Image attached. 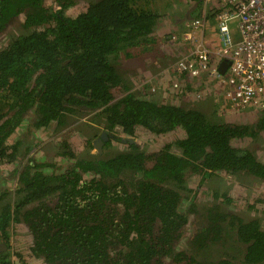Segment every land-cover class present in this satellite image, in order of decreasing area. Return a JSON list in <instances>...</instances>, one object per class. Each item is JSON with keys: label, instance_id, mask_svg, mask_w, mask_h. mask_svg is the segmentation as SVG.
I'll return each instance as SVG.
<instances>
[{"label": "trees", "instance_id": "16d2710c", "mask_svg": "<svg viewBox=\"0 0 264 264\" xmlns=\"http://www.w3.org/2000/svg\"><path fill=\"white\" fill-rule=\"evenodd\" d=\"M79 1L54 0L53 8L43 0H6L2 10L7 20L23 12V28L36 30L0 51V162L12 165L16 179L0 190V264H14L7 252L14 223L32 239L25 264H264L262 219L249 212L264 202V190L250 203L239 196L248 208L242 212L230 207L231 198L219 202L215 191L211 202L189 200L186 186L187 174L200 172L201 181L220 173L264 187V162L233 142L255 144L264 109L239 123L206 100L199 108L184 100L192 88L187 79L138 97L119 66L129 49L157 44L154 8L162 0H88L86 8L75 6ZM70 7L77 10L67 15ZM68 114L97 123L102 146L78 156L63 141L58 163L66 165L58 166L40 150L35 131L53 121L65 126ZM175 129L177 137L153 150L122 138ZM93 140L86 137V145ZM16 255L23 259L24 252Z\"/></svg>", "mask_w": 264, "mask_h": 264}, {"label": "rangeland", "instance_id": "374dc122", "mask_svg": "<svg viewBox=\"0 0 264 264\" xmlns=\"http://www.w3.org/2000/svg\"><path fill=\"white\" fill-rule=\"evenodd\" d=\"M201 1L203 7L205 1ZM207 1H210L212 4H214V6L211 7V9L213 8L214 11L217 10L215 7L218 8L221 2V0H215V2H212L211 0ZM193 2L194 0H162V6L158 5L156 6V8H154V10H156L159 14V23L154 30V32L158 35L157 44H152L144 49L140 46L133 47L132 49H129V52L132 56H124V69L121 71V75H123L124 72L126 73V75H138L141 72L143 74L139 78L141 83L139 84V86H137V92L139 96H156L160 93V89H166V87H170L171 85L173 86L174 82L182 83L185 79H187V81L192 85V88L186 91L187 99H189V97L191 96L192 101L198 103L197 106L201 105L202 100L200 99H208V95L211 96L213 90L218 92L217 86L219 84V81L214 79L212 76L203 74L200 77L196 78H190L187 75L181 77L176 68V61L177 59H179V54L182 57V53L184 52V50H182L183 41L180 40L182 44L178 43L176 40L172 41V37L180 35L182 29L187 23L186 20L189 14H191L189 16L191 19L199 16L198 14L200 13L201 9L200 11H195L196 13L194 15L193 13H190V11L192 10L191 7ZM74 11L75 10L73 9L67 12V14H72ZM205 11L208 12V10ZM208 23L205 27L207 29H204L203 31L204 37L206 35V31L207 34H209L210 30L208 29L213 26L212 24ZM231 28H234V26L232 25ZM176 49L179 50V53ZM121 55H123V53H121ZM212 61L214 62L215 59H213ZM169 84L171 85L169 86ZM220 90L222 91V88ZM170 95L171 94H169L167 97H169ZM198 96H200L201 98H198ZM226 109L230 113L225 116L226 118L228 117V119L230 118L236 120L239 123H247L256 119L261 112L260 110L264 108L253 110L240 109L234 111H229V108L227 107ZM88 117L89 116L86 115L72 117L71 119L73 122L71 120H68L69 124H65V126L59 129L56 128L53 123H51L50 128L37 129L35 131L36 135L39 136L41 142L40 150L46 151V153L50 154V162H54L55 165L58 166H60V164L66 165L64 161L58 163V161L63 159L60 155V152L62 151L61 143L63 141H66V143L70 145L71 150L78 156H93L97 154L99 145L95 142V140L98 137L96 136V134H98V131H100V126L97 123L90 121ZM74 118L77 119L74 121ZM178 132L179 129H175L169 131L168 133L166 132L156 136H153V134L147 135L148 132L134 133L133 136L125 135L122 138L126 140L129 139L132 142H137L143 150H153L156 149V147L161 146L165 142H170L171 140H173L175 137H177ZM86 137H93V139H95L91 143L92 147L86 145ZM249 139L251 138L240 140L236 139L233 142L235 146L250 147L251 150L256 154V156L264 162V130L254 139L255 144H250ZM111 148L115 150L114 146H112ZM173 151L177 152L179 151V149H174L173 147ZM36 157L37 161L43 159V155H37ZM69 163L70 162L67 160V165ZM11 167L12 165H4L0 162V190L6 186L13 187L16 184L15 177H11ZM200 176L201 175L198 173H188L186 176V184L191 189V194L196 193L194 195L200 198L199 200H202L204 202H211V197L213 194L212 192H218V190H226L227 193L234 196L235 198L237 196H245L248 199V201L245 203H250L251 201H253L254 197L264 192V187L261 186L258 181H252L247 176H241L238 179L233 175H225L224 177L213 175L211 178L203 181L200 180ZM225 181H227L228 183H226ZM198 184H200V186H198ZM259 190H262L263 192L257 193L259 192ZM189 200L191 199L189 198ZM222 202L224 204H228L226 201ZM186 203H188L187 200ZM229 205L236 210L240 209L242 212L248 211V208L245 207L246 205H243L242 202L238 200ZM185 206L186 205H184V207ZM254 207L256 208L249 212L255 215L257 214L259 217H261L262 226H264V210H262V208L264 207V202L259 204L258 206L254 205ZM242 214L245 215V213ZM185 231L186 233H188L193 230L189 228ZM8 235L9 242L7 243L9 246L7 248V252L11 254V259L13 260L14 264H22L23 259H19L16 253L21 254V256L22 252H24V254L27 253V248L30 243H32L30 233L26 226H22L21 223H14L9 227ZM38 264L43 263L39 262Z\"/></svg>", "mask_w": 264, "mask_h": 264}, {"label": "built area", "instance_id": "2783aa9c", "mask_svg": "<svg viewBox=\"0 0 264 264\" xmlns=\"http://www.w3.org/2000/svg\"><path fill=\"white\" fill-rule=\"evenodd\" d=\"M214 22L219 46L212 49L203 41L206 16L186 23L181 36L192 48L177 59L178 72L190 77L208 72L221 83L226 106L232 111L247 105L264 107V0H221ZM213 59L228 61L224 74L218 71L220 61L213 65Z\"/></svg>", "mask_w": 264, "mask_h": 264}, {"label": "flooded vegetation", "instance_id": "af4514ba", "mask_svg": "<svg viewBox=\"0 0 264 264\" xmlns=\"http://www.w3.org/2000/svg\"><path fill=\"white\" fill-rule=\"evenodd\" d=\"M10 1V0H9ZM43 3H44V6H46V7H53V8H55L56 6H55V2H54V0H43ZM7 6V3H6V0H0V51L1 50H3V49H5L6 47H8L10 44H11V42L12 41H14L16 38H17V36H19L20 34H25V33H31L33 30H36L35 28H30V29H24L23 28V22H24V20H25V14L23 13V12H19V13H17L15 16H13L10 20H7V18H4L3 16H2V13H4V12H2V10H3V8L4 7H6ZM75 6H80V7H84V8H86L87 6H88V0H83V1H79ZM73 9H76L75 7H70V8H68L66 11H65V13L67 14V12H69V11H71V10H73ZM77 10V9H76ZM190 13H193V14H195L196 12L195 11H190ZM68 15V14H67ZM41 28L39 27L37 30H40ZM155 30V29H154ZM154 30L152 31V32H154ZM153 34H155V32L153 33ZM148 47V46H147ZM124 69V65H120L119 66V70L120 71H122ZM143 74H142V72L140 73V74H138V75H135V74H133V75H126V73L124 72L123 73V75H122V77L123 78H125L129 83H128V85L131 87V91L133 92V93H135V92H137V86H139V84L141 83L140 82V80H139V78H140V76H142ZM185 75H187V74H185ZM202 75V74H201ZM200 75V76H201ZM188 76V75H187ZM200 76H197V77H200ZM189 77V76H188ZM190 78H196V77H190ZM174 87V86H173ZM175 88V87H174ZM222 88V85H221V83H219L218 84V86H217V90H218V92H216L215 90H213V92H212V94H211V96L208 98V99H206V98H202V99H200V100H206L207 102H210V105H211V107L212 108H214L215 110H227L226 109V103H225V100H224V97H223V95H222V91L220 90ZM221 91V92H220ZM138 93V92H137ZM138 97H139V94H138ZM168 97H166L165 99H167ZM198 98H201L200 96H198ZM172 99L170 98V101H171ZM184 100L186 101V102H191V103H193L194 105H197L198 103H195V102H193L192 101V99H191V96L189 97V99H187V96L186 97H184ZM167 102H169V100H167ZM256 105H247V106H245V108H239V109H235V110H240V109H246V110H253V109H257V107H255ZM201 107V105H199V108ZM262 108H264V107H262ZM228 111V110H227ZM229 111H232L231 109H229ZM234 111V110H233ZM207 114H210V111L208 110L207 111ZM82 114H79V116H81ZM85 115V114H84ZM77 115L76 114H68L67 115V123L66 124H69V122H68V120H71L72 121V117H76ZM77 119V118H76ZM75 118H74V121L76 120ZM73 122V121H72ZM85 122H88V121H85ZM27 123V120H24V122L20 125V127L21 128H23V126L25 125ZM51 123H53L55 126H56V122H51ZM63 127V125L62 126H60L59 128H62ZM46 128H50V125L48 126V127H46ZM58 128V129H59ZM39 129H45V128H39ZM101 133L100 132H98V134H96V136H98L97 138H96V140L98 141H96L95 139V142L96 143H98V145H99V149L101 148V142H100V140H99V138H101V136H99ZM35 136H36V139L37 140H40L39 139V136H37L36 135V132H35ZM34 139V138H33ZM93 140V141H94ZM98 147V146H97ZM193 174H197V173H193ZM198 174H201L200 172H198ZM226 175H228V174H226ZM213 175H210L209 177H207L206 179H204V180H207V179H209V178H211ZM214 176H223L222 174H220V173H214ZM224 177V176H223ZM222 177V178H223ZM225 179H227V178H225ZM226 183H228L227 181H225ZM186 186H187V184H186ZM198 186H200V184H198ZM187 188L188 189H190L188 186H187ZM191 189H190V193L188 194V197L190 198V199H194V200H197L198 202H204V201H202V200H199L200 198H198L196 195H194V194H196V193H193V194H191ZM214 192V191H213ZM212 192V193H213ZM215 192H217V191H215ZM218 201L219 202H221V203H223L222 201H226V202H228V199L229 198H231L233 201H239L240 200V198H239V196H237L236 198L234 197V196H232V195H230L229 193H227L226 192V190H218ZM224 204V203H223ZM229 204V203H228ZM225 205V204H224ZM228 207V206H227ZM31 241H32V239H31ZM5 241H3L2 239H0V243H4ZM5 245H6V243H4ZM31 244V243H30ZM28 249L29 248H27V251H28ZM32 259V257H31V254H30V252L29 253H26V254H24L23 255V261H24V263L23 264H25V262H29V260H31ZM40 262V261H39ZM41 263H43L44 264V262L41 260Z\"/></svg>", "mask_w": 264, "mask_h": 264}, {"label": "crops", "instance_id": "0c3cea01", "mask_svg": "<svg viewBox=\"0 0 264 264\" xmlns=\"http://www.w3.org/2000/svg\"><path fill=\"white\" fill-rule=\"evenodd\" d=\"M205 1V3H204V6L202 7V1L200 2V4L198 5V6H196V3L195 2H193L192 3V7H191V9H192V11H200V9H204V11H200V13L198 14V15H205L206 17H207V14L208 13H212V11H213V8L211 9V7L212 6H214V4H212L210 1H207V0H204ZM212 2H215V0H211ZM217 2V1H216ZM220 5H221V2H220ZM219 5V6H220ZM216 9H217V7H215ZM205 10H208V12H206ZM204 13V14H203ZM194 15V14H193ZM189 16H190V14H189ZM188 16V17H189ZM187 17V20H186V22L188 23L190 20H191V18L189 17L188 18ZM209 23L208 24H212L213 26L211 27V28H209L208 30H210V33L209 34H207V31H206V35H205V37L203 36V41H204V43H206V45L209 47V48H215V47H217V46H219V41H218V35H217V31H216V29L214 28V19H209V21H208ZM205 29H207V28H205ZM164 32V31H163ZM163 32H161V33H163ZM161 33H158V34H161ZM182 33V32H181ZM181 33H180V35H176V38H175V40L178 42V43H181L180 42V40H182L183 41V44H182V50H184V52L182 53L183 55L184 54H187V53H189L190 52V50H191V48H192V45L189 43V41H187V40H183L182 39V36H181ZM174 40V41H175ZM177 51H178V53H179V50L178 49H176ZM181 55L179 54V57H180ZM178 57V58H179ZM208 97H210L209 95H208ZM229 112H226V115L228 114ZM230 114V113H229Z\"/></svg>", "mask_w": 264, "mask_h": 264}, {"label": "water", "instance_id": "95a60500", "mask_svg": "<svg viewBox=\"0 0 264 264\" xmlns=\"http://www.w3.org/2000/svg\"><path fill=\"white\" fill-rule=\"evenodd\" d=\"M201 11H203L202 9H201ZM189 18V17H188ZM154 33V32H153ZM156 34V33H155ZM153 35V34H152ZM217 61H220L219 62V64H218V71H219V73H221V74H224V72H225V70H226V67H227V65H228V61L226 60V59H223V60H219V59H217ZM217 61H214L213 62V65H215L216 64V62ZM204 74H208V72L207 73H204ZM203 75V74H202ZM208 75H210V74H208ZM189 76V75H188ZM211 76V75H210ZM190 77V76H189ZM130 142H132V141H130ZM3 248H5V244L4 243H0V249H3Z\"/></svg>", "mask_w": 264, "mask_h": 264}, {"label": "clouds", "instance_id": "9594fccd", "mask_svg": "<svg viewBox=\"0 0 264 264\" xmlns=\"http://www.w3.org/2000/svg\"><path fill=\"white\" fill-rule=\"evenodd\" d=\"M186 25V24H185Z\"/></svg>", "mask_w": 264, "mask_h": 264}]
</instances>
